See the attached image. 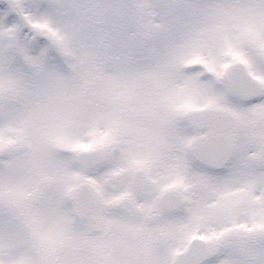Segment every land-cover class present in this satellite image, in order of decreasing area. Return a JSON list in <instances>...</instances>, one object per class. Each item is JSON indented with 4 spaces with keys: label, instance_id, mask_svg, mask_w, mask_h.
I'll return each instance as SVG.
<instances>
[{
    "label": "snow or ice",
    "instance_id": "snow-or-ice-1",
    "mask_svg": "<svg viewBox=\"0 0 264 264\" xmlns=\"http://www.w3.org/2000/svg\"><path fill=\"white\" fill-rule=\"evenodd\" d=\"M0 264H264V0H0Z\"/></svg>",
    "mask_w": 264,
    "mask_h": 264
}]
</instances>
